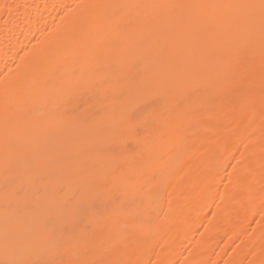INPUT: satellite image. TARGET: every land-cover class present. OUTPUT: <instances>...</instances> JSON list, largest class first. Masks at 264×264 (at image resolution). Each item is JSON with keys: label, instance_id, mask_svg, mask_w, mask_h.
<instances>
[{"label": "bare ground", "instance_id": "1", "mask_svg": "<svg viewBox=\"0 0 264 264\" xmlns=\"http://www.w3.org/2000/svg\"><path fill=\"white\" fill-rule=\"evenodd\" d=\"M0 264H264V0H0Z\"/></svg>", "mask_w": 264, "mask_h": 264}]
</instances>
